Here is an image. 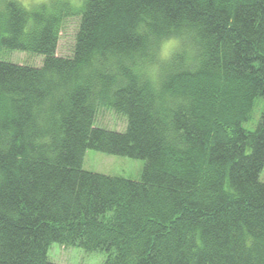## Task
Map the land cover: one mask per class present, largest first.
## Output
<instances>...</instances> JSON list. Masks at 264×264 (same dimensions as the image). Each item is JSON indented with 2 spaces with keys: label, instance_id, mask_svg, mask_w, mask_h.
Masks as SVG:
<instances>
[{
  "label": "trees",
  "instance_id": "16d2710c",
  "mask_svg": "<svg viewBox=\"0 0 264 264\" xmlns=\"http://www.w3.org/2000/svg\"><path fill=\"white\" fill-rule=\"evenodd\" d=\"M76 8L0 0V264H55L53 244L102 264H264V0ZM152 63L155 93L137 71ZM100 111L124 130L97 126ZM87 150L143 161L140 180L83 170Z\"/></svg>",
  "mask_w": 264,
  "mask_h": 264
},
{
  "label": "rangeland",
  "instance_id": "374dc122",
  "mask_svg": "<svg viewBox=\"0 0 264 264\" xmlns=\"http://www.w3.org/2000/svg\"><path fill=\"white\" fill-rule=\"evenodd\" d=\"M25 8H34L42 3L48 4L52 0H15ZM63 1V2H62ZM68 1L74 10L79 7L83 0H57V3ZM75 7V8H74ZM71 8V6H70ZM76 12V11H74ZM78 20L75 17L65 19L61 30L60 41L57 48L58 56H69L73 45V37L77 29ZM174 41L167 42L173 43ZM164 45V44H163ZM163 46L161 48L162 52ZM4 59L13 64L40 66V58L26 53H8L3 55ZM262 101L258 100L257 108L253 112L249 122L243 125L246 131L252 132L256 129L261 111ZM97 126L111 131L122 132L125 127L124 120L110 111H100L97 118ZM102 126V127H101ZM144 163L140 160H133L126 157L106 155L93 150H87L83 158V170L97 173L104 176L123 178L131 181H139L143 171ZM260 182L264 183V167L259 176ZM48 258L55 264H102L105 260L100 253H85L77 247L65 248L53 244L48 251Z\"/></svg>",
  "mask_w": 264,
  "mask_h": 264
},
{
  "label": "clouds",
  "instance_id": "9594fccd",
  "mask_svg": "<svg viewBox=\"0 0 264 264\" xmlns=\"http://www.w3.org/2000/svg\"><path fill=\"white\" fill-rule=\"evenodd\" d=\"M177 45L175 42L173 43H165L163 45L162 52L160 53V59L163 61H167L171 58L172 55L175 54V49ZM137 71L140 74V82L147 83L153 93L159 90L161 86V79H160V70L159 65L152 63V64H144L143 66L138 67Z\"/></svg>",
  "mask_w": 264,
  "mask_h": 264
}]
</instances>
